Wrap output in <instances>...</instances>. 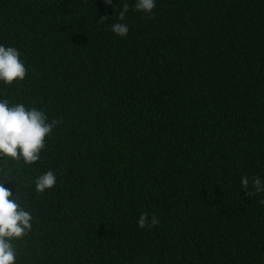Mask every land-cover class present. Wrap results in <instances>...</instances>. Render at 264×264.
<instances>
[{"label": "trees", "instance_id": "trees-1", "mask_svg": "<svg viewBox=\"0 0 264 264\" xmlns=\"http://www.w3.org/2000/svg\"><path fill=\"white\" fill-rule=\"evenodd\" d=\"M135 3L0 0L27 69L0 100L60 121L35 164L0 158L32 216L16 264H264V192L241 186L264 181V0Z\"/></svg>", "mask_w": 264, "mask_h": 264}, {"label": "clouds", "instance_id": "clouds-1", "mask_svg": "<svg viewBox=\"0 0 264 264\" xmlns=\"http://www.w3.org/2000/svg\"><path fill=\"white\" fill-rule=\"evenodd\" d=\"M105 3L111 4L112 0H105ZM155 7V0H136L134 11L145 13L151 18ZM128 11L129 6L125 3L118 19L124 21ZM111 31L117 36L126 37L129 28L126 23H113ZM26 75L27 69L20 59V52L14 47L0 45V81L12 85L13 82L23 81ZM58 124L59 120L49 122L46 113L35 107L28 109L24 104L10 106L7 99L0 100V158L7 157L17 162L23 160L26 165L35 164L46 147V137L50 136ZM56 182V174L49 170L36 179L35 189L38 193H43L52 189ZM250 182L254 192L248 190ZM6 183L8 182H0V264H16L18 249L14 241L22 240L31 231L32 216L4 186ZM241 186L247 197L264 192V181L259 176L252 177L251 181L244 176ZM260 203L264 204V200ZM159 223L155 215L149 221L147 213L140 215L138 219L141 229L152 228Z\"/></svg>", "mask_w": 264, "mask_h": 264}]
</instances>
